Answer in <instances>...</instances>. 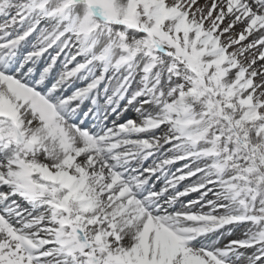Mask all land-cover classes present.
Returning a JSON list of instances; mask_svg holds the SVG:
<instances>
[{
  "label": "snow or ice",
  "instance_id": "1",
  "mask_svg": "<svg viewBox=\"0 0 264 264\" xmlns=\"http://www.w3.org/2000/svg\"><path fill=\"white\" fill-rule=\"evenodd\" d=\"M0 264H264V0H0Z\"/></svg>",
  "mask_w": 264,
  "mask_h": 264
}]
</instances>
